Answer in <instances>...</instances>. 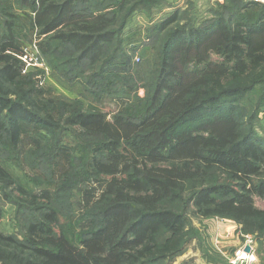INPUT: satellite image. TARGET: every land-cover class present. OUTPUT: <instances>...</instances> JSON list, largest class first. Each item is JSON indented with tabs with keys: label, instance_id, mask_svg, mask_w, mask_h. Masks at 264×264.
<instances>
[{
	"label": "trees",
	"instance_id": "trees-1",
	"mask_svg": "<svg viewBox=\"0 0 264 264\" xmlns=\"http://www.w3.org/2000/svg\"><path fill=\"white\" fill-rule=\"evenodd\" d=\"M96 1L106 0H0V147L20 160L55 141L51 174L65 162L62 179L86 176L74 222L60 218L48 190H31L41 214L23 239L0 231V263L172 264L189 243L192 205L198 216L233 220L243 234L264 241V205L256 203H264V141L241 105L264 88V3L226 0L201 26L173 27L176 12L161 19L149 36L174 29L157 52L153 87L140 98L129 62L120 67L121 91L91 86L119 70L116 54L103 60V52L120 41V16L158 0L94 9ZM24 35L46 38L38 48L56 70L91 65L94 76L74 75L90 104L61 100L32 78L20 57L27 53ZM112 93L120 109L110 117L102 105ZM65 134L72 137L66 143ZM17 183L0 161V184ZM3 213L0 204V221ZM79 228L87 231L74 235Z\"/></svg>",
	"mask_w": 264,
	"mask_h": 264
},
{
	"label": "rangeland",
	"instance_id": "rangeland-1",
	"mask_svg": "<svg viewBox=\"0 0 264 264\" xmlns=\"http://www.w3.org/2000/svg\"><path fill=\"white\" fill-rule=\"evenodd\" d=\"M112 2L116 3L117 0L96 1L93 3V8L100 9V5L108 6ZM224 2L226 0H158L153 7L135 11L128 14L129 17L122 14L120 23L121 25L125 24V26L118 36L120 41L106 46L103 52V60H108L116 54L115 63L119 64L117 68L119 70H114L115 74L111 78L96 77L93 79V84L97 83L99 86L95 85L91 88L102 89L108 87L112 90L121 91L124 87L123 78L126 74L120 67L129 62L135 79L134 83L137 85V96L145 98L149 87H153L154 84L152 79L154 77L153 69L157 64V52L161 50L165 38L174 29L173 27L185 23H191L194 26L204 25L217 15L221 9V4ZM173 12L179 13L178 23L173 24L171 29L158 33L156 37L149 36L150 30L155 27V24ZM20 13H22L21 17L24 18L23 12ZM2 21L3 18L0 15V31ZM17 27L19 31L22 30V33H25L22 20L17 24ZM23 39L26 43L25 50L32 58V62L41 63L42 60L45 62L44 65L26 63V71L36 82L44 87L51 88L61 100L73 103L80 102L84 105L91 103L92 98L88 90L85 89V85L74 80V75L80 71H84L86 77L95 75L96 71L86 60L82 61L81 64L71 63L67 66L66 71L56 70L53 68L50 58H47L38 48L39 42L46 38L39 39L36 35H33L28 40L24 35ZM52 55L54 53L50 56ZM66 57L71 59L75 57V54L66 55ZM136 57H140L141 60L137 61ZM137 72H139L140 78L145 81H138ZM110 80H112V83ZM111 95L114 97L108 99L102 105L110 117L113 112L120 109V100L115 98L117 93ZM241 105L247 114V119L251 121L256 135L264 141V88H259L258 91L241 99ZM193 127L192 125H186L184 130L191 131ZM65 135L64 143L72 138L67 134ZM56 144L57 142L53 141L42 150L31 148L29 149L30 154L23 156L20 160H17L5 148L0 147V161L10 167L18 179L17 185L0 184L2 188V192H0L3 195L0 194L2 199L0 204L3 206L4 211L0 221V231L5 235L23 239L28 223L33 219H37L41 214L39 206H35L32 201V189L49 191L52 199L51 206L59 212L60 218L64 222L68 218H71L73 222L80 218L78 195L86 176L82 173L79 178L69 174L68 176L71 178L64 177L62 179V172L68 170L65 162L59 165L55 171L56 174H51L50 158ZM225 180L224 177L219 179L220 182ZM19 185H23L25 189L23 191L18 190ZM256 203L258 206L264 205L263 201L259 199H256ZM193 210V205L187 210L190 218L189 229L191 234L189 243L172 264H234L236 250L247 240H251L255 246L256 260L251 264H264V241L258 242L252 234H243L240 225L233 220L219 217L203 218L195 214ZM75 225L78 226L77 223ZM59 229L57 228V230ZM85 231L87 230L75 229L74 235L80 236ZM219 234L222 235L219 236Z\"/></svg>",
	"mask_w": 264,
	"mask_h": 264
},
{
	"label": "built area",
	"instance_id": "built-area-1",
	"mask_svg": "<svg viewBox=\"0 0 264 264\" xmlns=\"http://www.w3.org/2000/svg\"><path fill=\"white\" fill-rule=\"evenodd\" d=\"M261 3H264V0H255ZM22 58V60L25 63L28 64H34V65H44L45 62L42 60L41 63L35 61L32 62V58L29 57L28 53L23 54L22 56H20ZM137 61H140V57H136ZM250 245L251 246V251L247 252L245 250L246 246ZM235 258L233 263L234 264H251L256 260V255H255V246L253 244V242L251 240H247L239 249L236 250L235 252Z\"/></svg>",
	"mask_w": 264,
	"mask_h": 264
},
{
	"label": "water",
	"instance_id": "water-1",
	"mask_svg": "<svg viewBox=\"0 0 264 264\" xmlns=\"http://www.w3.org/2000/svg\"><path fill=\"white\" fill-rule=\"evenodd\" d=\"M245 250H246L247 252H250V251H251V246H250V245H247L246 248H245Z\"/></svg>",
	"mask_w": 264,
	"mask_h": 264
},
{
	"label": "crops",
	"instance_id": "crops-1",
	"mask_svg": "<svg viewBox=\"0 0 264 264\" xmlns=\"http://www.w3.org/2000/svg\"><path fill=\"white\" fill-rule=\"evenodd\" d=\"M229 234V233H228ZM222 234H219V236H221ZM231 235V234H230Z\"/></svg>",
	"mask_w": 264,
	"mask_h": 264
}]
</instances>
